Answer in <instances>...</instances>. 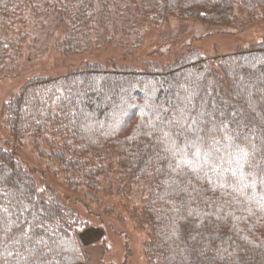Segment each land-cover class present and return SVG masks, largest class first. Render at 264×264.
I'll list each match as a JSON object with an SVG mask.
<instances>
[{
	"label": "trees",
	"instance_id": "trees-1",
	"mask_svg": "<svg viewBox=\"0 0 264 264\" xmlns=\"http://www.w3.org/2000/svg\"><path fill=\"white\" fill-rule=\"evenodd\" d=\"M27 66L0 106V264H114L111 219L143 264H264V0H0V71ZM188 98L248 124L256 164L244 197L181 177L197 216L158 140Z\"/></svg>",
	"mask_w": 264,
	"mask_h": 264
},
{
	"label": "snow or ice",
	"instance_id": "snow-or-ice-1",
	"mask_svg": "<svg viewBox=\"0 0 264 264\" xmlns=\"http://www.w3.org/2000/svg\"><path fill=\"white\" fill-rule=\"evenodd\" d=\"M158 111L165 113L158 117L162 122L158 140L164 151L172 158L168 162V168L177 174L174 177L177 182L176 196L180 197V203L186 208L188 216L199 214L198 206L193 207L197 200L193 193L200 194V190L195 188L190 192L181 179L187 177L188 172L197 178L203 177L213 190L230 186L241 197L256 186L255 181L250 178L256 168L254 151L250 150L252 142L249 134L242 131V128L249 125L243 120L234 119L235 112L228 116L223 108H217L212 113L202 108L197 110L191 98H188L182 109L176 110L175 116H167V110L163 106H160ZM229 123L233 125L231 128ZM173 131L176 133L175 136L172 135ZM221 147L225 148L227 155L221 154ZM252 147L254 149V146ZM229 149L231 151H228ZM224 163L229 166L225 167ZM261 182L264 183V180ZM2 211L7 214L9 209L2 208ZM35 219L34 217L33 220ZM8 222L7 215L0 216V223ZM30 227L46 230L43 223L33 222ZM20 234L27 235L23 229L20 230Z\"/></svg>",
	"mask_w": 264,
	"mask_h": 264
},
{
	"label": "rangeland",
	"instance_id": "rangeland-1",
	"mask_svg": "<svg viewBox=\"0 0 264 264\" xmlns=\"http://www.w3.org/2000/svg\"><path fill=\"white\" fill-rule=\"evenodd\" d=\"M245 35L247 36V39H249L248 34L245 33ZM206 39L210 42H223L225 40V37L222 35L214 34L209 35ZM38 43L39 42L37 41L36 44ZM41 60L39 58L37 61ZM39 63L40 62H36L35 65ZM31 68H28L27 66L20 69V71L15 69L0 71V106L2 101L6 100L11 95L13 90L18 89L22 82H24L21 81V79H26L29 76L28 70H30ZM9 137L10 135L8 128L5 126L0 113V140L4 141ZM113 221L114 220L111 219L110 226L115 229L122 228V233H110L111 230L107 232L106 242L109 245L110 250L106 252L104 261H113L114 264H143V230L140 231L136 224H127L122 226V224H114ZM94 253H98L97 247H95ZM94 264L98 263L95 262Z\"/></svg>",
	"mask_w": 264,
	"mask_h": 264
}]
</instances>
